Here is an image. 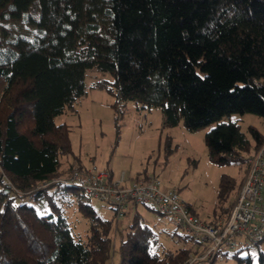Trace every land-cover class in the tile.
Instances as JSON below:
<instances>
[{"label":"trees","instance_id":"trees-1","mask_svg":"<svg viewBox=\"0 0 264 264\" xmlns=\"http://www.w3.org/2000/svg\"><path fill=\"white\" fill-rule=\"evenodd\" d=\"M90 69L113 77L95 86L115 107L160 108L165 127L189 131L215 123L210 158L248 167L264 133L251 127L249 138L230 117L264 118V0H0V173L12 183L0 184V264H186L198 250L191 234H178L177 251L161 248L144 204L106 219L80 187L55 181L71 152L55 119L86 94ZM43 199L40 213L30 201ZM73 203L90 222L86 239L68 219Z\"/></svg>","mask_w":264,"mask_h":264},{"label":"rangeland","instance_id":"rangeland-1","mask_svg":"<svg viewBox=\"0 0 264 264\" xmlns=\"http://www.w3.org/2000/svg\"><path fill=\"white\" fill-rule=\"evenodd\" d=\"M112 78L108 73L88 70L86 94L72 110L55 119L57 124L65 123L68 126L71 145L69 155L61 159L60 175L55 181L83 173L78 171L77 166L83 169L96 166L100 171L108 169L113 180H120L124 175L127 183L132 179L157 177L162 181L164 191L176 189L186 202L194 206L203 220L210 222L226 213L241 187L247 167L244 162L218 164L210 158L205 135L215 123L189 131L183 123L176 127H165L160 108H147L135 101L115 107V97L108 87L95 86L97 81ZM230 119L238 122L249 138L252 137L251 127L264 133V118L261 116L253 113L232 114ZM2 176L3 173H0V184ZM224 177L229 178L226 185L222 182ZM221 191L224 198H220ZM85 195L84 201L91 204L98 215L106 219L114 218V210L109 205ZM30 203L40 213L49 211L45 199ZM137 212L142 222L154 231L161 248L177 251V246L183 242L177 241L178 234L189 235L171 217L161 215L151 207L138 205ZM67 216L74 233L86 239L90 222L78 210L76 203L67 206ZM123 220L125 218L118 219ZM112 238L118 250L121 237L115 229L112 230ZM233 239L238 242L237 246H220L212 264H246L241 263L239 258L249 255L254 264H262L260 256L263 255L264 259V239L256 242L253 249L241 244L245 238L236 236ZM194 243L190 237L186 240V245ZM195 247L198 248V245ZM114 258L118 259L117 256Z\"/></svg>","mask_w":264,"mask_h":264},{"label":"built area","instance_id":"built-area-1","mask_svg":"<svg viewBox=\"0 0 264 264\" xmlns=\"http://www.w3.org/2000/svg\"><path fill=\"white\" fill-rule=\"evenodd\" d=\"M1 182L11 185L5 175ZM59 182L78 186L88 196L109 205L117 219L133 212L134 203H142L171 217L198 245L199 251L192 254L186 264H211L220 246H237L238 242L233 239L236 236L245 238L241 244L250 249L264 238V143L249 156L245 177L227 215L212 222L200 218L176 189L164 191L157 177L125 184L124 176L116 181L108 170L100 171L93 166Z\"/></svg>","mask_w":264,"mask_h":264},{"label":"crops","instance_id":"crops-1","mask_svg":"<svg viewBox=\"0 0 264 264\" xmlns=\"http://www.w3.org/2000/svg\"><path fill=\"white\" fill-rule=\"evenodd\" d=\"M107 170H108V169H107ZM108 171H109V170H108ZM111 175H112V174H111ZM123 176H124V175H123ZM150 177H151V176H148V177H146V178H144V179H148V178H150ZM124 178H125V177H124ZM144 179H139V178H137V179H132V180L129 181V183H127V180H126V178H125V184H130V183H132V182H134V181H136V180H144ZM243 179H244V178H242V182H243ZM242 182H241V184H242ZM162 185H163V184H162ZM239 189H240V188H239ZM238 192H239V190H238ZM238 192H237V194H238ZM237 194L234 196L232 203L234 202V200H235ZM232 203H231V205H232ZM231 205L229 206V208H228V210H227L226 213H224V214H222V215H219V216H216L215 219L211 220L210 222L215 221V220H217V219H219V218L224 217L225 215H227V213H228V211H229ZM190 206L192 207V209H193V210L196 212V214L198 215V212H197V210L194 208V206L191 205V204H190Z\"/></svg>","mask_w":264,"mask_h":264}]
</instances>
